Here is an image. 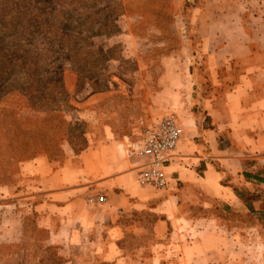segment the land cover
Here are the masks:
<instances>
[{"label":"crops","instance_id":"1","mask_svg":"<svg viewBox=\"0 0 264 264\" xmlns=\"http://www.w3.org/2000/svg\"><path fill=\"white\" fill-rule=\"evenodd\" d=\"M231 3L238 18L228 46L218 39L202 50L212 71L229 73L213 86L229 89L221 102L205 100L207 116L177 109L182 134L167 188L139 184L130 138L106 126L82 151L63 144L60 157L20 163L0 187L3 206L16 208L5 235H14L21 210L22 229L33 217L70 264H264V13L254 33L242 23L243 6ZM153 103L151 116L167 107Z\"/></svg>","mask_w":264,"mask_h":264},{"label":"rangeland","instance_id":"2","mask_svg":"<svg viewBox=\"0 0 264 264\" xmlns=\"http://www.w3.org/2000/svg\"><path fill=\"white\" fill-rule=\"evenodd\" d=\"M232 1L243 6L246 29L259 30L262 0H226L213 5L203 0L21 1L38 10L43 23L54 25L64 35L80 37L78 46L92 44L93 48L112 50L101 70L94 69V58L60 68L56 78L66 97L46 103L47 109L34 107V102L14 91L27 88L21 69L15 64L2 74L5 70H1L4 63L0 59V187L14 179L21 162L41 154L60 157L63 144L75 148L88 145L102 137L106 126L113 129L115 137L133 140L140 119H158L168 112L179 117L177 109L183 108L207 116L205 100L221 102L229 89L213 86L214 79L227 80L229 73L212 71L202 50L220 46L221 41L228 46L226 38L235 32L233 17L238 18ZM2 3L0 0V12ZM7 35L3 32L0 38ZM18 37L24 33L20 31ZM8 44L5 40L3 48ZM82 68L90 72L80 80L76 69ZM38 97L42 103V89ZM153 102L167 107L151 116L146 110ZM210 124L207 117L206 126ZM221 138L228 141L225 134ZM135 159L144 165V159ZM2 200L0 195V264H53V259L70 264L56 247L46 245L47 234L33 217H27L22 229L21 210L14 235H5L16 208L4 207Z\"/></svg>","mask_w":264,"mask_h":264},{"label":"trees","instance_id":"3","mask_svg":"<svg viewBox=\"0 0 264 264\" xmlns=\"http://www.w3.org/2000/svg\"><path fill=\"white\" fill-rule=\"evenodd\" d=\"M21 1L25 2V0H3L1 4L4 10L0 12V35L3 32L9 34L0 38V59L4 63L1 70H5L2 71V74H5L18 64L27 88H24L26 91L18 89L14 91H19L29 101L34 102V107L47 109L46 103L54 102L59 97H66L60 80L56 78V72L60 68L66 65L75 66L77 62L89 63L91 58H94L96 63L94 69L101 70L109 60L107 57L112 48L106 51L101 47L93 48L92 44L78 46L77 41L80 37L64 35L54 25L43 23L39 11ZM20 31L24 33V37L17 38ZM5 40H8L9 44L3 48L2 44ZM76 70L80 80L86 79L85 75L90 72L86 68H82V71ZM42 82H45V86ZM41 89L44 92L42 103L38 100ZM86 146L84 144L79 148L72 147L75 151H82ZM52 263L62 264L56 259H53Z\"/></svg>","mask_w":264,"mask_h":264},{"label":"built area","instance_id":"4","mask_svg":"<svg viewBox=\"0 0 264 264\" xmlns=\"http://www.w3.org/2000/svg\"><path fill=\"white\" fill-rule=\"evenodd\" d=\"M135 131L136 138L128 141L127 154L145 159L139 184L156 190L167 188L166 168L182 134L178 116L170 112L158 119H141Z\"/></svg>","mask_w":264,"mask_h":264}]
</instances>
